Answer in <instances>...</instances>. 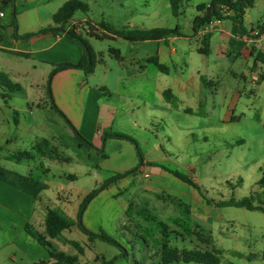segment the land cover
Masks as SVG:
<instances>
[{
    "label": "rangeland",
    "instance_id": "obj_1",
    "mask_svg": "<svg viewBox=\"0 0 264 264\" xmlns=\"http://www.w3.org/2000/svg\"><path fill=\"white\" fill-rule=\"evenodd\" d=\"M78 1L88 4L90 11H78L75 19H91L96 24L106 23L117 31L137 29L131 28L130 25L139 27V23L144 22L148 27L154 28L179 27L186 34L192 35V24L199 15L197 6L209 4L212 0H181L178 17L172 14L170 0ZM247 19L253 25H258L264 20V0H254V6L248 8ZM226 24L232 25V22L227 21ZM80 37L89 44L95 65L93 74L83 73L84 80L93 88H97L101 94L110 92L112 102L117 101L119 90L126 93L125 88H128L130 91V83L126 82L124 87L119 82L120 77L133 74L126 72L130 69L127 64L138 55L144 57L155 53V45L152 43H131L120 38L100 40L89 37L84 31L80 33ZM82 49L84 55L86 49L83 46ZM112 50L121 56L120 60ZM226 54L229 57V52ZM210 59L214 62L215 56L212 55ZM247 66L243 59H239L238 66H235L240 76L245 74V80L236 81L230 75L222 73L219 80H214L213 87L209 83L203 87L202 96L208 99V105L202 107L199 113L208 112L206 117L188 115L184 110L175 109L171 113L172 117L162 114L159 120L153 121V131L157 128L167 130V134L157 135L158 141L152 130L140 132L132 129V124H125L123 120L119 122L122 113V110H119L114 127L106 131L118 132V135L130 138L138 148L127 141L121 142L122 138H108L104 154L108 155L109 159L100 154L102 149L96 151L87 146H80L76 133L68 123H73L71 117L58 104L52 84L54 102L49 95L48 74L45 76L44 72H41L36 80L26 77L21 80L19 86H10L12 91L0 80L6 94L5 100L12 111L16 110L19 118L27 124L32 122V118H36L55 136L54 141L37 142L35 148H38L36 152L39 157L36 162L24 161L16 165L0 160V165L24 175L32 170L37 179L48 181V189L41 194L44 203L73 220H76L80 206L90 192L99 189L117 175L138 168L134 174L124 178V187H127L122 190L124 194L121 198L112 200L113 191L121 186L119 183L114 184L99 202H94L88 217L85 219L83 216L86 228L94 233L102 230L116 239L121 244L120 247L101 240L89 243L87 236L79 229L74 228L65 233L85 247L86 256L84 254L85 257H81L82 264H103L113 260L115 263L122 260L131 264H160L163 259L168 258L165 255L168 250L164 248L179 251L198 250L204 253L212 248L210 253L216 257H219L222 250V264H264L263 212L225 205L232 198L240 200L254 192H260L258 181L264 163V95H247L248 89L254 87L253 83L247 80L250 72ZM170 68L173 72V67ZM149 70L152 71L148 72L149 77L159 73L152 65H149ZM33 83L35 89L31 86ZM131 83L138 87L141 82L140 79H134ZM238 92L241 96L234 101ZM1 99L0 96V101L3 102ZM31 103H35L34 116L28 108ZM38 104L40 106H37ZM54 104L67 120L52 108ZM13 116L10 115L9 125L0 126V143L4 134L14 138L11 147L5 148L6 154H17L30 149L25 145L31 137H22L21 128H17L14 122L16 116L12 118ZM126 118L131 122L130 117ZM204 118L205 120H202ZM203 125L209 128L205 132ZM173 126L182 131L184 127L190 126L192 132L180 135L172 129ZM140 136L146 138L155 151L148 154L150 146L145 145ZM206 136L208 139L204 140ZM137 149L143 159L156 161L164 158L161 165L167 171L168 178L153 174L151 178L150 174L145 178L139 171L141 159ZM162 149L165 151L163 157L160 155ZM48 169L49 172L45 174L44 171ZM174 173L187 177L194 186L175 179L172 176ZM63 174H73L77 180L61 178ZM148 184H152L154 189L146 192ZM126 203H129L130 208L121 220V209L123 210ZM136 210H139L140 216L135 219ZM179 222L185 224L184 227L179 226ZM64 243L65 241H55L54 245L68 255H78L72 245L64 247ZM124 250L128 252L127 258L122 256ZM9 251L7 249L0 254V264H25L23 255L17 250L16 261L11 263L8 259Z\"/></svg>",
    "mask_w": 264,
    "mask_h": 264
},
{
    "label": "crops",
    "instance_id": "obj_2",
    "mask_svg": "<svg viewBox=\"0 0 264 264\" xmlns=\"http://www.w3.org/2000/svg\"><path fill=\"white\" fill-rule=\"evenodd\" d=\"M68 1L70 0H13L6 5L4 16L0 17V79L3 77V84L7 85L16 82L13 85L19 86L21 80L26 77H32L36 80L41 72H44L45 76L48 74V77H50L51 72L54 71L56 66L80 62L83 57L82 46L75 40L67 37L64 32L59 34L50 32L34 35L49 27L56 28L53 23V17ZM14 11L17 14L16 25L13 22ZM198 16H201V14L199 13ZM74 17L70 21L69 26L68 24L64 26L65 32L78 22L89 20L93 24H96L91 19L80 20ZM247 17L248 8L243 27L227 19L223 20L220 25H206L195 33L193 22L192 35H188L184 30H180L182 36H171L158 41L143 42L144 44L152 43L155 45V53L144 57H139L138 55L130 64H127L130 69L126 72H133V74L129 77H120L119 82L124 87L126 86L124 85L126 82L130 83L128 84L130 91L128 88H125L126 93H122L119 90L117 103L112 102L110 92H105V95L101 94L97 88H93L89 83L85 82L83 77L84 71L79 69H64L54 75L52 87L55 98L65 113L68 116L70 115L72 124L77 127L81 135L93 144L92 149L96 151L102 149L99 152L106 159H109V156L104 154L108 138L118 139L112 136L117 135L118 132L107 133L106 130L114 127L119 110H122L119 122L123 120L125 124H132V129H137L140 132L152 130L154 132L153 136L158 141V136L161 133L167 134V130L164 128L161 130L157 128L156 131H153L155 127H153L152 122L159 120V116L167 114V116L172 117L173 114L171 113L176 109L184 110L188 115H198L200 117L204 115L206 117L208 112L199 113L202 107L208 105V99L202 96L203 87L206 84L209 83L213 87L215 85L214 80H219L222 73L230 75L236 81L238 79H246L245 74L240 76L236 71L235 66H238L239 59H243L248 64L247 69L250 72H248L249 76L247 80L254 85L253 88L248 89L247 95L254 97H258L261 94L264 95V64L256 61L257 54L260 51L264 52V40L260 43H254L251 39V32L254 28H264V20L258 25H253L252 22L247 21ZM227 21L232 22V25H227ZM139 24V27L134 26V24L130 26L131 28L141 30L154 29V27H148L144 22ZM23 36L30 37L23 38ZM199 50H206L208 54H201ZM227 52H229V57L226 56ZM18 54H26L27 56ZM212 55L215 56L214 62L210 59ZM152 58H156L160 64L166 66L167 71L162 72L159 70L149 61ZM123 60L121 58V61ZM149 65L155 66L159 73L149 77L148 72H152L149 70ZM170 66L173 67V72ZM255 75H259L261 80L256 81L254 79ZM134 79H140L141 83L138 87L132 85L131 82ZM31 86L35 89L34 83ZM0 88L2 89L0 96L1 100H3V102L0 101V126L10 124V115H14L12 118L16 116L14 122L17 128H21L22 137H31L27 145H25L27 146L26 148L30 149L24 151L36 152L35 147L40 140L48 142L55 140V136L47 131L46 125L38 122L36 118H32V122L29 124L21 120L19 114H17L18 112L16 110L12 111V108L6 102L4 87L0 85ZM167 90L171 91L174 102L165 98L164 93ZM240 96L241 94L238 92L234 101L238 100ZM37 106L40 105L38 104ZM28 108L31 115L34 116L35 103L28 105ZM126 117H130L131 122ZM202 120H205V118ZM203 128L204 132L209 129L206 128V125H203ZM172 129L180 135L192 132L190 126L184 127L183 131L175 126ZM203 139L207 140L208 136ZM140 140L145 145L150 146H148V154L151 151H155V148L147 142L146 138L140 136ZM13 141L14 138L12 136L4 134L2 143H0V147L2 148L0 160L18 165L23 162L13 160L11 157L15 154L5 153V148H10ZM120 141H127L135 146L131 140L120 139ZM135 147L137 148V146ZM164 153L165 151L163 150L160 152V155L163 157L165 156ZM38 157L39 154L30 162H36ZM163 159H157L156 161L144 159V165L140 166L139 171L142 172L144 177L145 174H150L149 178H151L153 174L168 178L167 171L161 165ZM0 167L2 166L0 165ZM6 170L28 177L29 180L7 179L0 174V254L4 250H10L8 259L11 263H15L16 261V250L24 256H22V260H24L25 264H37L43 261L52 263L53 260L48 251L37 240L32 238L25 229L26 225L30 224L35 230L47 237L45 220L47 209L50 207H48L47 203H44L41 194L48 189V181L43 182L37 179L32 170L25 175L15 170ZM47 172H49V169L44 171L45 174ZM71 176L74 177L70 178ZM60 177L77 180V177L73 174H63ZM124 181L125 179L123 178L112 182L106 190L101 192L85 211V219L93 209L94 202H99L106 191L112 189L114 184L119 183L121 186L113 191L111 198L112 200L121 198L124 194L122 190L127 187V185L124 187ZM153 189L154 186L148 184L146 192ZM64 208L66 210V207ZM99 208L100 205H98V210H100ZM129 208V203L124 204L123 210L121 209L122 213L119 216V218H122L121 220L124 219L125 213ZM139 216V210H136L135 219ZM184 225L182 222H179V226L184 227ZM74 228L79 229L75 225L71 229L63 231L60 236L62 240L58 237L50 239V241L53 245L55 241L59 243L60 241H65L64 247L71 245L69 242L73 240L65 233L72 231ZM191 242L195 243L193 240ZM197 247L200 248L199 245ZM222 253L221 250L219 258L222 256ZM77 256H79V264H82L80 261L84 255ZM114 264L131 263L120 260ZM220 264L222 263L220 262Z\"/></svg>",
    "mask_w": 264,
    "mask_h": 264
},
{
    "label": "trees",
    "instance_id": "obj_3",
    "mask_svg": "<svg viewBox=\"0 0 264 264\" xmlns=\"http://www.w3.org/2000/svg\"><path fill=\"white\" fill-rule=\"evenodd\" d=\"M171 6H172V14L175 17H178L180 15L179 8H180V2L181 0H170ZM7 5V4H6ZM254 5V0H212L209 4H200L197 6V11L201 14V16H198L194 21V31L195 33L198 32V30L206 25H210V23L215 19H221V20H232L236 24L243 27L244 25V18L246 15V10L249 7H252ZM226 7L230 11L234 13L232 17L225 18L222 14L223 8ZM78 11H83L85 13H88L90 11L89 5L78 1V0H70L66 2L59 11L54 15L53 17V23L56 28L49 27L38 34L34 35H41L44 33H61L64 32L67 37L79 42L84 49H86L85 54L83 55L82 59L77 64H65V65H59L56 66L54 71L50 75L49 80V95L53 100L52 97V91H51V84L52 79L56 73L59 71H62L64 69H79L83 70L87 74H93L95 71V65L93 62V55L90 49V46L88 43H86L81 37L80 33L84 31L86 35L89 37H95L97 39L103 40L107 38H120L126 41H129L131 43H143L146 41H158L162 39H166L171 36H182V33L180 31V28L177 27L175 29H168V28H154L150 30H141V29H133V30H127V31H117L113 29L111 26H109L106 23H100V24H93L91 21L87 20L78 24H75L72 26L69 30L66 32L64 31V26L68 24L70 21H72L73 17ZM17 14L16 11L13 12V19L14 24L16 25V19ZM80 28V32H78V29ZM30 36H23V38H27ZM112 52L116 55L117 59H120V55L115 52V50H112ZM201 54H208L206 50H199ZM18 55H26V54H18ZM27 56V55H26ZM151 63H153L159 70L162 72H166L167 68L166 66L160 64L156 58H152L149 60ZM256 61L264 64V52H259L256 56ZM3 80V77L0 79ZM10 90L13 89L10 87H17L16 85H13L11 83L6 85ZM171 91L167 90L164 93V96L167 100L174 102ZM52 108L59 113L63 118L67 120L65 115L61 112V110L54 104ZM70 126L76 133L77 139L80 141V146H87L89 148L93 147V144L86 140L80 132L70 123ZM117 138L122 139H128L131 140L128 137L121 136V135H112ZM108 137V136H106ZM106 141V139H104ZM132 141V140H131ZM133 142V141H132ZM134 143V142H133ZM138 148V147H137ZM0 147V151H1ZM38 149V148H35ZM137 152L139 154V157L141 159L140 166L144 165V159L142 158V155L140 151L137 149ZM37 157L36 152H19L15 154L13 157H11L13 160H16L17 162H24V161H33ZM139 166V167H140ZM138 168H135L133 170H130L128 172H125L123 174H119L116 177L106 181L102 187L99 189L93 190L90 192L84 199L82 205L80 206V209L77 213L76 220H73L67 216L62 215L59 213V211L48 208L47 214H46V236L39 233L37 230L33 228L30 224H27L25 229L29 235H31L32 238L37 240L38 243H40L49 253L51 259L53 260L52 263L48 262H39L37 264H79V256H71L66 254L63 251L58 250L54 247L50 239H56L61 236L63 231L71 229L73 226L77 225L79 230L85 234L90 243H94L96 240H101L104 242H107L111 245L120 247L121 244L114 238L110 237L106 233H104L102 230L99 233L91 232L88 228H86L83 224V216L84 213L91 201H93L101 192L106 190L109 185L112 182H115L117 180L123 179L127 177L128 175H132L137 171ZM0 174L3 175L5 178H16L19 181H28V177L21 176L17 173L8 171L2 167H0ZM173 176L177 178L178 180H181L189 185L194 186V183L188 179L185 176H181L180 174L174 173ZM74 176H71L70 178H73ZM38 185V184H37ZM258 187L260 189L259 193H252L249 197H244L240 200H236L232 198L230 202L226 203L227 206H234L237 208H244L249 211H262L264 214V163L262 168V175L260 180L258 181ZM165 227H163L162 230H164ZM140 238H143L140 236ZM78 252V255H84L85 254V248L81 246L76 241L69 242ZM168 250L165 255L168 257L167 259H163L160 264H171L176 263L179 264L181 262H184L186 264L188 263H200V264H220V258L216 257L214 254L210 252H201V251H179L178 249H167ZM125 252L122 254L124 258H127L128 252L124 250ZM262 259L264 261V253L262 256ZM115 260L110 262H104L103 264H114Z\"/></svg>",
    "mask_w": 264,
    "mask_h": 264
},
{
    "label": "built area",
    "instance_id": "obj_4",
    "mask_svg": "<svg viewBox=\"0 0 264 264\" xmlns=\"http://www.w3.org/2000/svg\"><path fill=\"white\" fill-rule=\"evenodd\" d=\"M13 0H0V17L4 16V8L6 7V4L11 3ZM222 14L225 18L232 17L234 13L230 11L228 8L224 7ZM223 20L221 19H215L213 20L210 25H220ZM78 32H80V28L78 29ZM251 39L254 43H260L264 40V28L256 27L251 32ZM261 48V47H260ZM254 79L256 81H259L261 78L259 75H255ZM149 176L145 174V178H148Z\"/></svg>",
    "mask_w": 264,
    "mask_h": 264
}]
</instances>
